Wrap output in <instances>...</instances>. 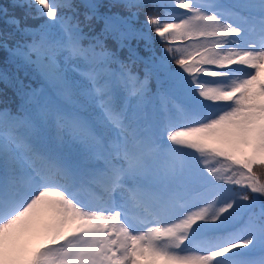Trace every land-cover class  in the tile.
Segmentation results:
<instances>
[{
	"label": "snow or ice",
	"instance_id": "6c2138e0",
	"mask_svg": "<svg viewBox=\"0 0 264 264\" xmlns=\"http://www.w3.org/2000/svg\"><path fill=\"white\" fill-rule=\"evenodd\" d=\"M0 19V264H264V0Z\"/></svg>",
	"mask_w": 264,
	"mask_h": 264
},
{
	"label": "trees",
	"instance_id": "16d2710c",
	"mask_svg": "<svg viewBox=\"0 0 264 264\" xmlns=\"http://www.w3.org/2000/svg\"><path fill=\"white\" fill-rule=\"evenodd\" d=\"M0 2L4 3V4H7L8 3V0H0ZM225 3H229L231 2V0H224ZM21 12L20 10H16V15H20ZM32 23H38V21H33ZM0 27H3V21L2 19H0ZM161 47V45L159 43H157V48ZM141 55H145V53L143 51H141ZM2 66V65H0ZM154 83V82H153ZM35 86V85H34ZM0 88H3V85L0 84ZM8 97L11 99H13V92L11 89L8 90ZM258 172L261 171V170H257Z\"/></svg>",
	"mask_w": 264,
	"mask_h": 264
}]
</instances>
